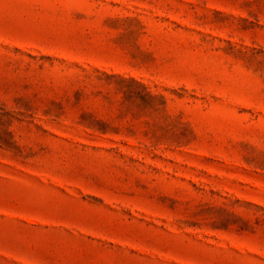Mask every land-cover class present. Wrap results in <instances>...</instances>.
I'll use <instances>...</instances> for the list:
<instances>
[{"label": "rangeland", "instance_id": "rangeland-1", "mask_svg": "<svg viewBox=\"0 0 264 264\" xmlns=\"http://www.w3.org/2000/svg\"><path fill=\"white\" fill-rule=\"evenodd\" d=\"M0 264H264V0H0Z\"/></svg>", "mask_w": 264, "mask_h": 264}]
</instances>
